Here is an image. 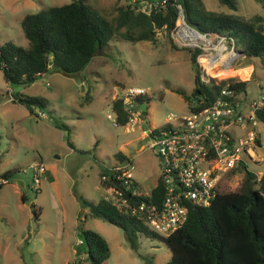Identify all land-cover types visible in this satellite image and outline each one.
Instances as JSON below:
<instances>
[{
  "label": "rangeland",
  "instance_id": "374dc122",
  "mask_svg": "<svg viewBox=\"0 0 264 264\" xmlns=\"http://www.w3.org/2000/svg\"><path fill=\"white\" fill-rule=\"evenodd\" d=\"M68 1L0 0V42L11 40L26 46L22 17ZM85 1L113 24L118 7L132 4L131 0ZM202 1L212 10L264 15V0H236L235 8L219 0ZM239 64L249 65L237 71L243 77L253 66L246 83L250 96L258 91L256 82L264 84V62L243 54ZM194 75L188 49L172 45L164 28L156 29L155 39L134 41L114 31L108 43L73 75L50 69L22 85L6 82L0 69V172L15 169L11 181L0 188V264H92L84 251L83 228L107 240L110 254L101 264H164L170 249L163 234L138 232L137 247L132 248L121 227L90 215L80 197L92 201L110 197V190L101 185V171L121 161L117 153L132 160L138 189L151 190L158 179L159 160L155 150L146 147L148 139L141 137L142 129L166 124L170 111H190L193 103L178 90L190 93ZM126 85L148 89L144 120L131 129L117 122L112 108L114 96ZM18 93L42 97L44 105L34 108L45 117L32 115L12 100ZM56 122L65 126H56ZM256 129L263 161H249L247 167L264 171V121H257ZM38 158L48 170L37 185L30 164ZM13 182L25 194L24 209L16 205L21 197ZM241 184L242 177L224 180L221 191ZM32 204L40 208L38 218L32 215Z\"/></svg>",
  "mask_w": 264,
  "mask_h": 264
},
{
  "label": "trees",
  "instance_id": "16d2710c",
  "mask_svg": "<svg viewBox=\"0 0 264 264\" xmlns=\"http://www.w3.org/2000/svg\"><path fill=\"white\" fill-rule=\"evenodd\" d=\"M136 3H124L118 7L115 24L89 6L85 0H70L49 5L25 14L21 27L28 40L26 46L11 40L0 42V69L6 82L26 85L48 70H58L73 75L82 70L95 53L118 31L130 40L155 39L157 28H164L172 45L170 35L175 26L177 9L173 1L181 2L187 23L201 31L218 32L234 38L238 48L247 56H258L264 62V15L254 13L245 16L236 11L224 12L208 9L202 0H168L164 9L149 13L136 8ZM152 1V0H148ZM235 8L236 0H219ZM188 49V48H187ZM195 69L194 88L190 93L178 92L191 108L207 105L215 96L217 86L202 84L194 63L195 52L189 50ZM246 80L232 82L237 91H246ZM200 94L195 95V89ZM144 101L145 97H139ZM12 100L23 104L30 112L37 105H44L38 95L15 94ZM112 108L117 122L124 124L128 113L122 101L114 96ZM144 112V110H143ZM256 115L264 121V111ZM57 126L64 124L56 122ZM119 160L129 159L117 153ZM15 169L0 172V177L9 181ZM102 174L110 175L104 168ZM0 180V187L5 183ZM101 185L113 184L112 178L100 180ZM260 183L257 187L256 184ZM132 186H136L133 182ZM264 172L259 181L254 172L245 170L239 188L219 192L208 205L190 204L185 221L168 235L162 236L170 249V257L164 264H264ZM123 195L131 206L141 200L159 206L163 198L160 179L151 188L149 195L131 194L123 188ZM92 216L100 217L121 227L132 248L137 247V234L156 235L146 222L130 211L119 210L110 200L102 197L97 201L80 197ZM33 215L38 212L33 207ZM160 234V233H158ZM84 251L92 264H101L110 254L107 240L97 231L81 230ZM148 264H152L148 262Z\"/></svg>",
  "mask_w": 264,
  "mask_h": 264
},
{
  "label": "built area",
  "instance_id": "2783aa9c",
  "mask_svg": "<svg viewBox=\"0 0 264 264\" xmlns=\"http://www.w3.org/2000/svg\"><path fill=\"white\" fill-rule=\"evenodd\" d=\"M167 2L140 0L136 8L149 13L166 8ZM173 4L177 17L170 32L172 40L195 52L199 82L216 85L215 96L207 105L190 108L188 113L168 112L166 124L142 129L141 137L148 139L146 147L154 149L159 160L158 178L163 186L159 206L145 200L131 206L123 195V188L129 189L131 194L150 193L132 186L134 164L130 158L109 166L110 175H101L104 181L117 180V184L102 185L112 192L109 191L110 197L106 199L119 210L130 211L142 218L148 227L163 235H168L185 221L190 204L208 205L221 192L224 180L243 177L247 169L254 172L259 181L264 172L247 167L249 161L260 164L262 160L257 153L260 134L256 129L259 121L256 112L264 111V84L256 82L258 91L251 97H247L246 91H237L232 82L246 80L252 68L244 77L236 72L249 65L239 64L243 52L238 51L240 48L234 38L224 33L198 30L185 20L181 2L173 1ZM147 92L148 89L141 86L126 85L117 94L128 113L123 124L127 129L143 122L144 101L139 97H145ZM35 114L45 117L44 112ZM30 167L38 185L40 175L46 172L45 164L35 161ZM0 180L6 181L1 177ZM261 192L264 193V189Z\"/></svg>",
  "mask_w": 264,
  "mask_h": 264
},
{
  "label": "crops",
  "instance_id": "0c3cea01",
  "mask_svg": "<svg viewBox=\"0 0 264 264\" xmlns=\"http://www.w3.org/2000/svg\"><path fill=\"white\" fill-rule=\"evenodd\" d=\"M252 66V65H251ZM252 69H253V66H252ZM250 70H251V68H250ZM249 70V71H250ZM255 94V93H254ZM254 94H252V95H250V96H247V97H251V96H253ZM146 108H147V104H146ZM29 111V110H28ZM30 112V111H29ZM33 112H35V108H34V111ZM30 113H32V112H30ZM35 113H33L32 115H34ZM57 126V125H56ZM260 143H261V138H260ZM70 146L71 147H73V145L72 144H70ZM260 146V145H259ZM258 146V147H259ZM257 153H258V155L260 156V158L262 159V156H261V154H260V152H258V150H257ZM124 154V153H123ZM125 155V154H124ZM127 156V155H126ZM38 161H41V162H43L44 163V161H42V160H39V158H38ZM263 160H261L260 162H262ZM46 168V167H45ZM47 168H46V172L45 173H47ZM48 175V174H47ZM13 177V176H12ZM12 177H11V179H12ZM11 179L9 180V181H7V182H5V183H8V182H10L11 181ZM134 182H135V180H134ZM136 183V182H135ZM13 185H14V190H16L19 194H20V197H21V200H20V202H18L16 205H17V207L19 208V209H21V208H23L24 209V207H25V194L24 193H22V191H21V189L17 186V184L15 183V182H13L12 183ZM137 186V185H136ZM1 188V187H0ZM142 191V190H141ZM145 192H148V191H145ZM19 201V200H18ZM32 206L33 207H35V210L38 212V217H39V213H40V208L39 207H37L36 206V204H32ZM32 215H33V212H32ZM9 216V215H8ZM27 216H30V212L29 211H27ZM34 216V215H33ZM9 218H11L10 216H9Z\"/></svg>",
  "mask_w": 264,
  "mask_h": 264
},
{
  "label": "water",
  "instance_id": "95a60500",
  "mask_svg": "<svg viewBox=\"0 0 264 264\" xmlns=\"http://www.w3.org/2000/svg\"><path fill=\"white\" fill-rule=\"evenodd\" d=\"M238 51H239V52H242L241 49H239ZM194 94H195V95H198V94H200V91L196 88L195 91H194ZM142 108H143V109L146 108V104H145L144 102H143V104H142ZM113 182H114L115 184H117V180H113Z\"/></svg>",
  "mask_w": 264,
  "mask_h": 264
},
{
  "label": "bare ground",
  "instance_id": "6f19581e",
  "mask_svg": "<svg viewBox=\"0 0 264 264\" xmlns=\"http://www.w3.org/2000/svg\"><path fill=\"white\" fill-rule=\"evenodd\" d=\"M239 70H240V69L236 70V72L239 71Z\"/></svg>",
  "mask_w": 264,
  "mask_h": 264
}]
</instances>
